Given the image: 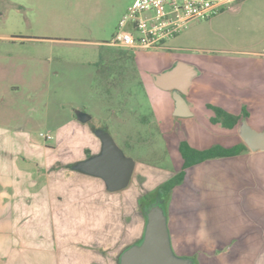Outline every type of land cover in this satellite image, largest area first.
<instances>
[{"label": "rangeland", "instance_id": "374dc122", "mask_svg": "<svg viewBox=\"0 0 264 264\" xmlns=\"http://www.w3.org/2000/svg\"><path fill=\"white\" fill-rule=\"evenodd\" d=\"M134 2L0 0V126L25 128L35 139L56 146V139L47 141L41 134H53L80 110L92 117L82 124L89 126L82 133V148L93 140L100 142L91 127L102 129L136 161L130 184L120 191H107L101 179L83 182L92 191L97 188V206L85 205L88 195L82 199L81 214L66 216L67 222L75 219L83 224L87 237L81 243L82 264H118L121 252L141 241L143 211L156 200L163 201L176 255L198 258L199 264H264V216L258 218L259 226H187L186 180L174 189V198L173 193L158 194L140 204L143 194L178 172L183 163L178 143L185 131L178 128L165 134L162 117L167 115L170 92L157 84L156 76L165 67L190 62L197 49L216 45L191 40L192 33L207 32L208 19L190 23L159 56L110 45L120 19ZM176 120L168 119L172 124ZM206 124L200 121L197 126ZM53 228L45 226L47 244L48 230ZM14 233L16 241L6 254H14L17 261L8 258L4 264H31L26 263L27 226H16ZM49 249L56 256H46L45 264H72L59 261V247ZM55 258L57 262L52 261Z\"/></svg>", "mask_w": 264, "mask_h": 264}, {"label": "crops", "instance_id": "0c3cea01", "mask_svg": "<svg viewBox=\"0 0 264 264\" xmlns=\"http://www.w3.org/2000/svg\"><path fill=\"white\" fill-rule=\"evenodd\" d=\"M208 20L207 32H194L191 40L216 47L199 48L190 62L177 65V69L165 67L156 76L157 84L170 92L162 124L168 129L165 134L184 130L183 139L198 149L244 144L246 150L186 169L187 226H259L258 218L264 216V148L252 150L243 135L246 127L264 133V0H236L231 8ZM196 21L203 20L191 23ZM183 31L161 47L137 50L159 56V51L169 48L168 43L176 41ZM6 65L11 70V65ZM183 77L189 115L180 117L174 114L173 91L166 86L178 84ZM216 108L222 112L217 114ZM76 111L53 133L60 143L56 146L35 139L25 128L0 126V264L8 258L17 259L14 254H6L8 246L11 249L16 241V226H27L29 232L26 263L45 264L47 257L56 256L49 248L56 247L60 248L57 254L61 263L84 262L83 224L71 218L67 222L66 216L81 214L82 199L88 195L85 205L97 206V188L92 191L83 182L101 179L107 191H117H110L103 177L74 168L103 150L102 140L92 127L100 142L93 140L81 147L82 133L89 126H82L87 122L80 121ZM172 117L177 119L174 124L168 121ZM200 121L209 124L197 126ZM66 168L72 173H65ZM45 226H54L48 230V244ZM192 258L199 264L198 258ZM52 261L57 262L56 258Z\"/></svg>", "mask_w": 264, "mask_h": 264}, {"label": "water", "instance_id": "95a60500", "mask_svg": "<svg viewBox=\"0 0 264 264\" xmlns=\"http://www.w3.org/2000/svg\"><path fill=\"white\" fill-rule=\"evenodd\" d=\"M172 89L176 107L174 114L185 117L189 115L185 101L186 80L185 77L174 86H166ZM82 122H88L91 116L80 110L76 111ZM243 135L244 142L252 150L264 148V133H259L246 127ZM101 138L103 150L100 154L85 161L78 162L74 168L83 169L105 179L110 191H118L126 188L133 177L136 161L126 156L117 146L110 134L102 129H94ZM163 201H155L149 205L146 211V225L144 234L139 243L126 248L118 257L119 264H194L192 257L178 256L174 252L168 228V219L162 207Z\"/></svg>", "mask_w": 264, "mask_h": 264}, {"label": "built area", "instance_id": "2783aa9c", "mask_svg": "<svg viewBox=\"0 0 264 264\" xmlns=\"http://www.w3.org/2000/svg\"><path fill=\"white\" fill-rule=\"evenodd\" d=\"M236 0H135L119 21L111 44L128 49L165 45L195 20H206L231 8ZM45 140L52 133L41 134Z\"/></svg>", "mask_w": 264, "mask_h": 264}, {"label": "trees", "instance_id": "16d2710c", "mask_svg": "<svg viewBox=\"0 0 264 264\" xmlns=\"http://www.w3.org/2000/svg\"><path fill=\"white\" fill-rule=\"evenodd\" d=\"M215 111L217 112V114L222 112L218 108H216ZM245 150L246 146L244 144H237L231 147L216 144L206 149H198L192 146L186 139H181L179 142V151L183 159L182 168L174 175L169 177L166 181L157 185L154 190L143 194L140 197V204L149 202L155 195L158 194L169 195L175 187L183 183L185 179L186 169L188 167L201 163L208 159L240 154ZM87 151L89 152V150Z\"/></svg>", "mask_w": 264, "mask_h": 264}, {"label": "flooded vegetation", "instance_id": "af4514ba", "mask_svg": "<svg viewBox=\"0 0 264 264\" xmlns=\"http://www.w3.org/2000/svg\"><path fill=\"white\" fill-rule=\"evenodd\" d=\"M175 173H176V172H174V174H175ZM174 174H173V175H174Z\"/></svg>", "mask_w": 264, "mask_h": 264}]
</instances>
